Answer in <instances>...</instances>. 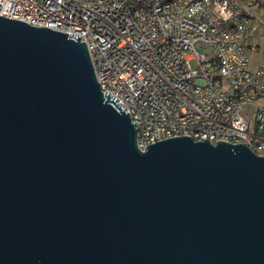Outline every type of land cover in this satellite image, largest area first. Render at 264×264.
<instances>
[{
  "label": "water",
  "instance_id": "obj_1",
  "mask_svg": "<svg viewBox=\"0 0 264 264\" xmlns=\"http://www.w3.org/2000/svg\"><path fill=\"white\" fill-rule=\"evenodd\" d=\"M86 43L0 15V264H264V157L139 148Z\"/></svg>",
  "mask_w": 264,
  "mask_h": 264
},
{
  "label": "built area",
  "instance_id": "obj_2",
  "mask_svg": "<svg viewBox=\"0 0 264 264\" xmlns=\"http://www.w3.org/2000/svg\"><path fill=\"white\" fill-rule=\"evenodd\" d=\"M162 1L0 0V15L85 42L101 91L129 114L139 148L188 132L264 157V57L250 68L245 52L264 0H170L160 11Z\"/></svg>",
  "mask_w": 264,
  "mask_h": 264
},
{
  "label": "crops",
  "instance_id": "obj_3",
  "mask_svg": "<svg viewBox=\"0 0 264 264\" xmlns=\"http://www.w3.org/2000/svg\"><path fill=\"white\" fill-rule=\"evenodd\" d=\"M240 2H243V0H239ZM259 8H261L260 10H264V7H259ZM256 9H258V8H254L253 10H252V16H251V20H250V32H249V38L247 39V41H246V48H245V52H246V54L248 55V57H249V59H250V64L252 63V59L254 60V58L252 57L254 54H257V53H259V46H258V44H257V41H256V38H257V30H258V28H259V26H260V24H261V22H262V12L261 11H259V14H256V12H255V14L253 15V12H254V10H256ZM256 17H258V20L260 21H258L256 24L254 23V21H253V19L254 18H256ZM262 35L264 36V32L262 33ZM248 45H254L255 47H256V49H254V50H252V49H250L249 48V46ZM257 52V53H256ZM253 53V54H252ZM252 54V55H251ZM259 55H257V60H256V63H254L253 64V67L252 68H254V67H256L259 63H260V61L262 60V58L264 57V53H263V51L260 53V57H258ZM252 65V64H251Z\"/></svg>",
  "mask_w": 264,
  "mask_h": 264
},
{
  "label": "bare ground",
  "instance_id": "obj_4",
  "mask_svg": "<svg viewBox=\"0 0 264 264\" xmlns=\"http://www.w3.org/2000/svg\"><path fill=\"white\" fill-rule=\"evenodd\" d=\"M170 8V0H163L160 4V11H168V9ZM57 31H60V32H64L65 33V30L64 29H57ZM183 93L185 95H193V88L191 85H183ZM179 135H189L190 136V133L188 132H181ZM171 136H177V135H160V137H158L157 139H153L151 141L152 142H155L157 140H161V139H164L166 137H171ZM136 138H137V130H136ZM208 140V139H207ZM210 142L213 143V140H209ZM253 152H255L257 155H260V152H256V150H254V147L253 146H250L249 144H246Z\"/></svg>",
  "mask_w": 264,
  "mask_h": 264
},
{
  "label": "rangeland",
  "instance_id": "obj_5",
  "mask_svg": "<svg viewBox=\"0 0 264 264\" xmlns=\"http://www.w3.org/2000/svg\"><path fill=\"white\" fill-rule=\"evenodd\" d=\"M261 8H258V9H256V10H254V12H253V15L255 14V12H256V14H259V11H261L262 12V22H261V24H260V26H259V28H258V30H257V38H256V41H257V44H258V46H259V53H257V54H254L252 57L254 58V60L252 59V65L250 64L249 65V67L250 68H252L253 67V64L254 63H256V60H257V55H259L258 57H260V53L263 51V53H264V36L262 35V33L264 32V10L262 9V10H260ZM253 21H254V23L256 24L259 20H258V17H256V18H254L253 19ZM260 22V21H259ZM249 32H250V28H249ZM248 38H249V35H248ZM249 46V45H248ZM253 54V53H252ZM251 54V55H252ZM258 101H261V100H258Z\"/></svg>",
  "mask_w": 264,
  "mask_h": 264
}]
</instances>
